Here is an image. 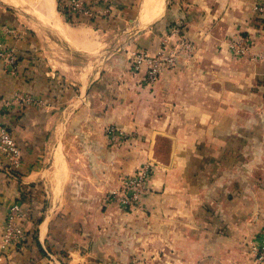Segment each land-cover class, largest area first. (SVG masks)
<instances>
[{
	"label": "crops",
	"instance_id": "0c3cea01",
	"mask_svg": "<svg viewBox=\"0 0 264 264\" xmlns=\"http://www.w3.org/2000/svg\"><path fill=\"white\" fill-rule=\"evenodd\" d=\"M17 1L0 0V44L19 56L14 72L0 61V125L22 151L16 175L0 154V239L14 205L25 238L0 247V264H258L262 0L165 1L161 22L178 24L194 50L155 83L126 56L104 53L129 7L139 20L141 0H114L98 26L68 21L59 0L50 20ZM154 30L135 35V46L157 52ZM232 37L252 42L250 52L235 55ZM111 125L135 137L112 144ZM143 162L149 190L126 210L111 192Z\"/></svg>",
	"mask_w": 264,
	"mask_h": 264
},
{
	"label": "built area",
	"instance_id": "2783aa9c",
	"mask_svg": "<svg viewBox=\"0 0 264 264\" xmlns=\"http://www.w3.org/2000/svg\"><path fill=\"white\" fill-rule=\"evenodd\" d=\"M114 0H59V6L66 11L65 15L74 17L76 15H84L87 17H96L97 15H110L113 8ZM259 14H264V0L254 6ZM6 26V25H4ZM16 27L8 26L7 31L13 36H18ZM185 39V37H182ZM252 42L242 37H232L230 48L235 55H245L249 53ZM194 44L190 41L179 44L174 49L163 46L155 53L144 51L141 49L132 51V59L130 68L133 72L143 71V78L146 82H157L160 73L164 67H172L177 63L178 58L183 53H191L194 50ZM0 61L7 70L14 72L19 61V56L15 46L5 47L0 44ZM108 133L115 131V128H108ZM0 154L5 160V169L11 175H16L22 160L21 148L13 135L10 128L3 124L0 125ZM152 165L144 164L136 172L122 177L120 186L114 189L111 194L118 203L126 210L134 208L141 196L149 190L147 182L152 173ZM19 207L14 205L12 212L8 218V222L0 239V247H17V245L25 238L24 229L18 222ZM256 260L259 264H264V236L261 242L254 247Z\"/></svg>",
	"mask_w": 264,
	"mask_h": 264
},
{
	"label": "rangeland",
	"instance_id": "374dc122",
	"mask_svg": "<svg viewBox=\"0 0 264 264\" xmlns=\"http://www.w3.org/2000/svg\"><path fill=\"white\" fill-rule=\"evenodd\" d=\"M169 0H166V4H168ZM112 10V9H111ZM126 12L129 13L128 19L131 18V20L124 21L122 19L118 20L119 23H114V31H109L105 37L107 39V49L104 52L107 56L111 55L113 58H119V57H125L129 61L132 59V51L134 50H144L148 51L146 48L139 47L138 45L135 46L136 40H134L135 35H140L143 31H146L148 28L155 29L154 32L160 36V43H159V48H162L163 46L170 47V49H174L177 47L179 44L183 42H191L194 44V42L186 36L185 33L181 31V28L178 26V24L170 21L161 22V19L158 18L148 24L140 25L138 24V20H136V7H129ZM127 13V14H128ZM127 15H124L123 18H126ZM182 37H185V39H182ZM133 45L135 47H133ZM149 52V51H148ZM129 56V57H128ZM129 61V62H130ZM110 126V125H108ZM111 127L115 128V131L117 132H112L108 133V140L112 144H116L113 142H117L116 145H122V143L126 141H130L132 137H135L133 133H126V132H120V127L116 125H111ZM110 128V127H109ZM119 143V144H118ZM146 162H143L139 164L133 171L127 174H123L121 177L132 174L136 172L139 168H141ZM153 171V170H152ZM264 236V232L262 237ZM261 237V239H262ZM261 241V240H260ZM257 244H252L250 249L252 253H254V247ZM256 258V257H255ZM259 264V263H258Z\"/></svg>",
	"mask_w": 264,
	"mask_h": 264
},
{
	"label": "bare ground",
	"instance_id": "6f19581e",
	"mask_svg": "<svg viewBox=\"0 0 264 264\" xmlns=\"http://www.w3.org/2000/svg\"><path fill=\"white\" fill-rule=\"evenodd\" d=\"M9 1H12V0H9ZM15 1H17V0H15ZM23 1L26 4L33 6L34 7L33 8V12L34 13L35 12L38 13L42 17V19H44V20H47V19L50 20L54 16V9H53L52 0H23ZM165 1L166 0H141V6H140L138 22L141 23V25H144V24H148V23L154 21L155 19L159 18L162 15L163 11H164ZM59 27H61V26H59ZM69 29L71 30L72 28H69ZM64 30H63V32H65ZM60 31H61V29H60ZM44 35H46V34H44ZM68 35H70V34H68ZM78 37H79V35H78ZM67 38H69V37H67ZM72 39H73V37H72ZM90 44L93 45L92 43H90Z\"/></svg>",
	"mask_w": 264,
	"mask_h": 264
},
{
	"label": "trees",
	"instance_id": "16d2710c",
	"mask_svg": "<svg viewBox=\"0 0 264 264\" xmlns=\"http://www.w3.org/2000/svg\"><path fill=\"white\" fill-rule=\"evenodd\" d=\"M59 8H60V6H59ZM60 11L64 14L66 13V11L62 10L61 8H60ZM66 17H67V20L70 22L86 21V22L92 23L96 26H98L99 24H103V20H104L103 15H97L96 17H93V18L84 16V15H76L74 17L67 15Z\"/></svg>",
	"mask_w": 264,
	"mask_h": 264
}]
</instances>
